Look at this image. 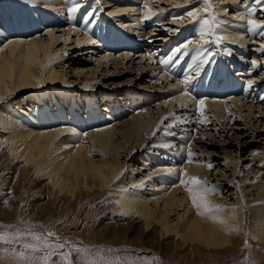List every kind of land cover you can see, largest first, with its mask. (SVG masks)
Returning a JSON list of instances; mask_svg holds the SVG:
<instances>
[{"label":"rangeland","instance_id":"obj_1","mask_svg":"<svg viewBox=\"0 0 264 264\" xmlns=\"http://www.w3.org/2000/svg\"><path fill=\"white\" fill-rule=\"evenodd\" d=\"M14 1L17 0H11ZM34 1L24 2L29 7L26 13L41 10L38 0ZM107 1L112 5L104 4ZM1 2L7 4L10 0ZM81 3L92 6L91 23L95 22V26L104 22L110 28L114 25L140 27L133 32L132 41L137 45L128 50V57L115 52L106 61L99 58L103 49L100 42L78 45L76 32L68 25L47 30L41 27L27 41L45 39L48 32L66 39L65 42L61 38L54 44L52 67L65 76L59 95L74 91L78 106L67 107L66 103H60L61 97L55 96L54 101L46 100L37 109L61 107L65 113L79 110L84 117L83 103L88 100L96 107L94 111L106 115L111 123L89 129L84 136L95 129L113 126L124 133L126 122L136 113L156 117L157 126L147 135L133 138L114 159L120 163V172H134L136 181L142 182V191L148 193L151 172L155 174L159 168L151 166L150 155L164 164L161 168L168 167L165 164L168 160L182 166L200 167L199 178L209 185L210 195L217 199L218 206L241 209L245 214L242 231H233V244L229 247L206 248L200 244H183L177 235L164 237L159 226L145 230L142 220L122 214L117 203L118 193L130 188L127 185L113 184L116 190L86 191L78 197L58 198L51 194L45 179L10 156L0 139V264H264V244L253 237L256 226L241 197V192L250 188L246 184L264 180V51L261 50L264 48V0H237L234 4L238 11L227 0H211L207 11L203 0H149L155 15L144 18L138 15L139 27L130 21L136 15L134 11L122 6L119 0H81ZM120 8L129 11L125 14ZM141 11L145 8H139L137 13ZM189 11H198L199 17L194 20L188 16ZM110 13L112 18L108 16ZM244 14L248 22L255 20L263 31L258 35L245 32L246 43L241 50L231 49L228 40L218 36V28L229 25L225 23L231 17L241 19ZM205 19L210 22V30L204 24ZM173 52L171 58L169 55ZM178 56L186 60L184 73L181 69L180 74L172 72V68L167 73L161 61L168 59L173 64ZM205 74L220 82L234 79L243 83L244 88L224 98L199 97L188 94L187 90L171 94ZM40 90L43 88L35 87L30 94ZM181 93H185V99L179 104ZM21 98L24 103L14 104ZM201 99L205 103L234 100L221 114L213 106L201 112L198 109ZM29 100V94L20 92L0 104L8 103L5 105L10 106L6 109L8 113L26 114L33 107H28ZM122 133L118 132L116 137L121 138ZM166 139L171 146L165 147ZM170 149L183 153L171 159L174 152ZM99 157L98 153L91 155L94 161ZM120 172L117 180L122 176ZM139 232L142 237H138Z\"/></svg>","mask_w":264,"mask_h":264},{"label":"bare ground","instance_id":"obj_2","mask_svg":"<svg viewBox=\"0 0 264 264\" xmlns=\"http://www.w3.org/2000/svg\"><path fill=\"white\" fill-rule=\"evenodd\" d=\"M26 1L11 2L10 0V3L3 4L0 0V101L7 100L13 94L24 92L30 96L28 107L33 106L30 113L19 114L17 112L12 114L7 112L10 106L7 108L5 105L8 103L0 104V139L6 145L10 156L17 161H22L26 167H31L36 176L45 179L52 189L51 194L58 198L64 195L78 197L86 191L116 190L117 188L113 184L119 187L127 185L130 188L127 192L118 193L117 203L122 209V214L142 220L143 229L150 230L152 227L159 226L164 237L177 235L183 244H192V246L200 244L206 248H220L229 247L233 244V231L237 233L242 231L245 214L242 213L241 209L227 210L218 206L217 199L210 195L211 188L207 183L203 186L181 183V180L187 181L190 177L199 178L200 167L191 164L182 166V164L179 165L175 161L172 163L168 160L165 162L168 167L161 168L164 164L158 161L155 156L150 155L153 164L150 165L159 168L155 174L151 172V188L148 193L142 191V182L136 181L135 175L133 176L134 172H120V163L114 159L120 156V151L128 146L133 138H141L140 136L147 135L150 129L153 130L157 126L156 117L151 115L142 117L136 113L126 122L127 131L124 133L112 125L113 127L109 126L111 128L102 127L100 131L98 129L94 130L96 132L92 130V133H87L84 136V132L89 129L111 123L106 115L95 112L96 107L91 105L93 103L90 104L88 100L83 103L84 117L79 113V110L78 112L75 111L76 113L69 111L65 113L61 107H55L56 110L50 108L37 109L46 100L53 99L52 101H54L55 96L61 97V102H58L66 103L67 107H77L78 100L72 90L67 91L64 95H59L58 89L63 86L65 76L52 67L54 65L52 56L55 55L53 52L54 44L63 36L48 32L45 39L28 42L30 37L32 38L40 32L41 27H44L43 30H47L50 27L62 28L68 25L71 30L76 32L77 39L75 40L78 45H88L94 40L101 43L103 49L99 58L102 60H110L111 55L116 54L115 52H122L124 57H128L130 52L128 50L132 49L133 45H137L132 41V38L135 36L133 32L140 28L138 24L141 18L138 15L143 18L152 16L147 9L141 11L142 13H137V10L144 7L145 4L149 6V0H119L122 6L136 14L134 17L132 16L133 19L129 20L134 22L139 27L138 29L131 25H114L110 28L104 22L95 26V22L91 23L92 6H82L81 0H68L65 3L62 0H38L41 10L38 12L33 10L27 13L29 7H26L24 3ZM52 1L62 2L53 4ZM227 1L238 11V6L234 4L237 0ZM104 4L112 5L108 1ZM73 7L77 9L75 12L71 11ZM126 8H120L122 13L126 14L129 11ZM113 12L117 11L113 10ZM112 13L108 15L111 18ZM247 19L245 14L241 19L231 17L229 22L225 23L229 25L218 28V36L228 40L227 43L230 48L241 50L246 43L245 32L258 35L262 30L259 28L261 26L253 27ZM245 21L246 24L243 23ZM218 36L215 34L216 39L219 38ZM174 52L169 55L171 58H173ZM195 59L196 57H194ZM191 60L193 59L190 57ZM185 61L181 56H178L173 64L164 63L163 68L166 69L167 73L172 68V72H177V74L181 69L183 74ZM209 70L208 68V72H210ZM199 79L189 82L171 94L187 90L188 94L192 93L203 97L209 96L210 92L214 91V94H211L212 97L224 98L230 95L224 96L228 91L240 92L241 86L234 79L227 78L220 82L213 80L206 74L201 77L200 81ZM35 87L43 88V90L30 94ZM184 94H179V98L182 99L178 100L179 104L184 102ZM6 96L9 97L6 98ZM209 98L211 97L209 96ZM232 100L234 99L229 100L228 103H231ZM19 101H15L14 104L20 106L24 103L22 98ZM215 101L204 103V108L213 106L212 108L221 114L228 110V103ZM198 109L200 110V105ZM118 132L122 133L121 138L116 137ZM86 143H90L91 147ZM165 145L171 146L168 139L165 140ZM92 147L95 148L96 153L92 151ZM174 150H169L174 152V154L171 153V159H175L183 153ZM97 153L100 155L99 159L97 161L92 160L91 155ZM118 172L122 173V176L117 180ZM190 186L193 187L198 196L206 197L207 205L201 202L200 208H197L192 203V193L188 191ZM246 186L250 188L241 192L242 203L249 208L251 219L256 226L253 237L263 245L264 180L255 184H246ZM174 214L177 215V218L173 219L172 215ZM153 222L156 223L155 226H152L151 223ZM141 235L143 234L139 232L138 237Z\"/></svg>","mask_w":264,"mask_h":264},{"label":"snow or ice","instance_id":"obj_3","mask_svg":"<svg viewBox=\"0 0 264 264\" xmlns=\"http://www.w3.org/2000/svg\"><path fill=\"white\" fill-rule=\"evenodd\" d=\"M203 2L207 5V7H206V11L208 10V8H211V0H203ZM144 7H145V9H147L148 13H150L151 15H155V13L152 12V9H151L147 4H145ZM76 10H77V9H76L75 7H73V8L71 9V11H73V12H75ZM187 14H188V16L192 17L194 20L197 19V18L199 17V12H198V11H189ZM146 18H148V17H146ZM214 20H215V17H213V21H214ZM249 23L252 24L253 27H259V25L257 24V22H256L255 20H251V21H249ZM204 24H205V25H209V30H210L211 25H210L209 20L205 19V20H204ZM201 36H202V38H203V36H204V32L201 33ZM189 43H191V41H189ZM185 47H186V45H185ZM261 50L264 51V48H262ZM176 51L179 52L180 49L177 48ZM169 59H171V58H169ZM161 62L167 64V63L169 62V60H163V61H161ZM253 63H256V62L253 61ZM250 83H251V82H250ZM204 103H205V102H204L203 99H201V100L199 101L200 111H201V112H203V110H204ZM165 147H168V145H165ZM188 155H189V157H191V156H192V153L189 152ZM208 166H209L210 168L212 167L211 164H209ZM185 175H186V174H185ZM181 183H190V185H192V186H203V185L206 184V182L201 181L198 177H190L187 181H185V180H181ZM188 191L192 193L191 200H192V203H193L197 208H200V206H201V202H203L205 205L208 204V201H207L206 197L198 196V195L195 193L193 187L190 186V187L188 188ZM50 235H55V233H50ZM61 247H63V246L61 245Z\"/></svg>","mask_w":264,"mask_h":264},{"label":"water","instance_id":"obj_4","mask_svg":"<svg viewBox=\"0 0 264 264\" xmlns=\"http://www.w3.org/2000/svg\"><path fill=\"white\" fill-rule=\"evenodd\" d=\"M49 235V234H48Z\"/></svg>","mask_w":264,"mask_h":264}]
</instances>
